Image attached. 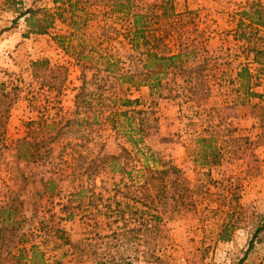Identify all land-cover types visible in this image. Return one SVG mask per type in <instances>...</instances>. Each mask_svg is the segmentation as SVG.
<instances>
[{
    "label": "rangeland",
    "instance_id": "rangeland-1",
    "mask_svg": "<svg viewBox=\"0 0 264 264\" xmlns=\"http://www.w3.org/2000/svg\"><path fill=\"white\" fill-rule=\"evenodd\" d=\"M78 1L74 20L57 18L49 33L23 37L24 17L14 23L18 12L0 0V82L14 97L0 124V206L16 207V222L0 218V230L20 255L0 264H264V229L255 236L264 222V54L256 52L264 43L237 27L241 18L250 23L240 11L254 0ZM23 3L54 10L52 0ZM133 13L146 25L138 49ZM183 48L186 67L203 66L200 102L170 95L185 76H161L154 92L122 76L141 70L146 51ZM244 66L250 91L261 96L247 93L238 76ZM120 97L140 100L133 108L142 112L130 120L147 121L143 153L128 141L121 115L112 118ZM213 130L242 138L219 164L204 165L197 138ZM23 138L31 148L19 158ZM122 146L130 156L111 158ZM147 161L181 168L192 194L158 227L137 232L143 218L154 223V212L139 211Z\"/></svg>",
    "mask_w": 264,
    "mask_h": 264
},
{
    "label": "trees",
    "instance_id": "trees-1",
    "mask_svg": "<svg viewBox=\"0 0 264 264\" xmlns=\"http://www.w3.org/2000/svg\"><path fill=\"white\" fill-rule=\"evenodd\" d=\"M5 4L11 6L18 15L14 19V23L17 22L18 19L24 17L27 30L23 33V37H29L31 34H47L50 32V29L55 24V20L57 18H61L65 20L69 18L70 20H74V14L76 10V6L79 3L78 0H52L54 4V10H49L46 8H32V7H24L22 6L23 0H3ZM19 4L21 5L19 7ZM166 9V8H165ZM121 10H123L121 8ZM165 12V11H164ZM70 13V16L67 17L64 14ZM242 16H246L249 18L250 23H245L244 19L241 18L239 20V24L237 27H242L243 25L249 27L251 30L248 32H241V36L244 38H251L249 36H255L260 42L264 43V1L263 0H254L250 2L247 7H243L242 11H240ZM133 24L135 29L133 31V35L130 39L134 48L138 49L141 45V38H145V30L146 25L143 21L144 14L143 13H133ZM56 38L59 40L62 46L65 45V35L58 34ZM156 41L159 38H154ZM144 40V39H143ZM147 41H145L146 43ZM149 50V49H148ZM187 48L180 49L177 53H164L160 54L157 51H146L144 54L142 61L141 70H137L135 72L127 71L122 76L125 80L130 82L131 86L135 88H140L141 86H148L151 91H155L158 87L161 86V76H166L169 73H173L174 75L185 76V79L181 83L175 82V86L177 89H173L170 95L175 97H185L186 99H192L196 102H200L203 100L202 94L206 95L207 92L204 91L199 85V78L202 74V65H196L193 67H186L185 61L189 52ZM257 53L264 54V46L256 49ZM44 63V59H36L32 61L33 65H41ZM189 75V79L187 80V76ZM238 76L241 80H243V84L247 89V93L255 94L256 96H261V94H256L254 91H250V71L247 66H244L238 72ZM193 81V85L189 83ZM198 81V82H197ZM85 87L84 85L81 87V91L76 95V103L79 105V99L82 95H84ZM177 90V93L173 95V92ZM251 92V93H250ZM118 102L121 103V109L119 111H115L114 115H121V122L128 123V129H125L124 133L128 138V141L136 147L140 152H144L142 147H139L140 143H144L145 135L147 134L146 129V119L144 117H140L139 121H131L130 119H134L136 117L135 113L138 115L142 112V110H138L133 108L134 105H138L140 100L123 98L120 97L117 99ZM14 101V97H12V92L6 91L4 88V83L0 82V124L4 125L5 119L7 118V114L9 112V108L11 107ZM116 102V101H115ZM37 138V137H35ZM242 137H234L231 132L219 133L218 131H210L209 135L200 136L197 138V143L199 144V148L197 151L198 160L201 161L204 165H216L219 164L224 157V153L226 152L228 145L232 140ZM248 141V138H246ZM31 141L27 138H23L17 142V154L19 158L27 157L29 155ZM25 147H29V150L23 152ZM130 156V150L122 146L121 154L114 155L111 158L119 159L128 158L126 155ZM147 158V157H146ZM148 160V158H147ZM147 161L144 163L143 170L140 175L139 182V192L141 194L140 200L142 206L139 211L142 213L154 212L151 218H153L154 223H148L143 218L142 225L135 229L137 232L143 230L142 226L145 229H155L158 227L156 222L162 219V216L169 212L172 204L174 205L176 202L184 203L191 196L192 189L190 186V180L186 177L178 166L175 165H166L163 168H153ZM172 200H174L172 202ZM11 210H16V207L13 206L12 203L9 206H0V218H2V223H12L16 222V219H11L10 213ZM148 210V211H147ZM264 229V222L262 226L257 229L255 232V236ZM3 230H0V259H6L8 255L11 258H15L18 260L20 255H16L9 249V244L12 242L8 241L5 243L4 236L2 234ZM22 237H20L21 239ZM221 238L228 239V235H226L225 231H222ZM254 246V238H252L248 252ZM37 246H33V252H36ZM156 259L154 253L151 254Z\"/></svg>",
    "mask_w": 264,
    "mask_h": 264
},
{
    "label": "crops",
    "instance_id": "crops-1",
    "mask_svg": "<svg viewBox=\"0 0 264 264\" xmlns=\"http://www.w3.org/2000/svg\"><path fill=\"white\" fill-rule=\"evenodd\" d=\"M262 46H264L263 44H261Z\"/></svg>",
    "mask_w": 264,
    "mask_h": 264
}]
</instances>
